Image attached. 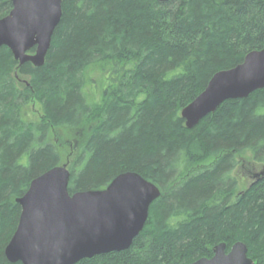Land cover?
I'll return each instance as SVG.
<instances>
[{
  "label": "trees",
  "instance_id": "trees-1",
  "mask_svg": "<svg viewBox=\"0 0 264 264\" xmlns=\"http://www.w3.org/2000/svg\"><path fill=\"white\" fill-rule=\"evenodd\" d=\"M12 8L0 0V18ZM262 50L264 0H62L44 66L20 67L0 48V264H11L16 200L63 164L52 132L92 121L68 167L70 195L134 172L161 196L130 249L78 264H192L238 242L264 264V177L236 197L234 176L242 155L264 163V89L224 102L193 129L181 117L216 73ZM99 64L111 68L95 104L87 72ZM32 102L37 121L26 116Z\"/></svg>",
  "mask_w": 264,
  "mask_h": 264
},
{
  "label": "water",
  "instance_id": "water-1",
  "mask_svg": "<svg viewBox=\"0 0 264 264\" xmlns=\"http://www.w3.org/2000/svg\"><path fill=\"white\" fill-rule=\"evenodd\" d=\"M166 3L171 0H158ZM12 10L0 18V48L11 50L22 67L45 64L62 19V0H11ZM35 49L34 53L30 52ZM264 89V50L249 53L239 66L216 73L205 91L181 112L188 129L213 114L226 101L246 99ZM70 171L58 166L32 181L17 199L21 216L5 249L11 264H78L85 259L123 252L144 230L151 205L161 191L134 172L115 178L102 191L69 193ZM264 172L257 175L260 179ZM192 264H254L248 247L236 243L214 248L212 258Z\"/></svg>",
  "mask_w": 264,
  "mask_h": 264
},
{
  "label": "rangeland",
  "instance_id": "rangeland-1",
  "mask_svg": "<svg viewBox=\"0 0 264 264\" xmlns=\"http://www.w3.org/2000/svg\"><path fill=\"white\" fill-rule=\"evenodd\" d=\"M110 68V64H99L88 70L86 93L92 103H101L108 78H110ZM26 116L30 121H37L41 119L40 105L32 102L26 108ZM95 125L96 122L92 121L80 130L66 131L57 129L52 132L51 136L53 141L61 145L60 149L63 158L62 166L67 165L69 167V164L77 154L79 146L86 141L89 132ZM239 160V165L234 172V176L238 181L236 197L237 195L244 193L252 185L255 175L264 172V163H254L249 154L242 155Z\"/></svg>",
  "mask_w": 264,
  "mask_h": 264
},
{
  "label": "flooded vegetation",
  "instance_id": "flooded-vegetation-1",
  "mask_svg": "<svg viewBox=\"0 0 264 264\" xmlns=\"http://www.w3.org/2000/svg\"><path fill=\"white\" fill-rule=\"evenodd\" d=\"M258 178H257V175L254 176V181L252 183H254L255 181H257Z\"/></svg>",
  "mask_w": 264,
  "mask_h": 264
}]
</instances>
